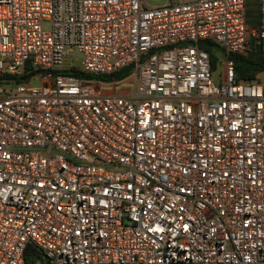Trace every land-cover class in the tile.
I'll return each mask as SVG.
<instances>
[{"label": "built area", "instance_id": "2783aa9c", "mask_svg": "<svg viewBox=\"0 0 264 264\" xmlns=\"http://www.w3.org/2000/svg\"><path fill=\"white\" fill-rule=\"evenodd\" d=\"M258 3L0 0V264H264Z\"/></svg>", "mask_w": 264, "mask_h": 264}, {"label": "trees", "instance_id": "16d2710c", "mask_svg": "<svg viewBox=\"0 0 264 264\" xmlns=\"http://www.w3.org/2000/svg\"><path fill=\"white\" fill-rule=\"evenodd\" d=\"M211 55L212 63L215 68L221 63L223 52L221 48L212 42H202ZM256 52H249L248 54H233L231 57L235 62V71L237 81L243 82H256L259 81V75L264 72V47H255ZM222 52V55H221ZM131 68H125L118 71L117 73L105 76L99 75L97 77L107 79H123L129 75ZM78 76H85L84 73H74ZM43 260L42 252L39 251L33 245H29L26 250V261L27 264H40Z\"/></svg>", "mask_w": 264, "mask_h": 264}, {"label": "rangeland", "instance_id": "374dc122", "mask_svg": "<svg viewBox=\"0 0 264 264\" xmlns=\"http://www.w3.org/2000/svg\"><path fill=\"white\" fill-rule=\"evenodd\" d=\"M151 4H161L163 0H149ZM247 19L249 23L253 26L259 25V3L258 0H248L247 4ZM251 52H256V48H253ZM222 55V52H221ZM220 67V68H219ZM219 71L221 70V64L219 65ZM259 81H264V72L259 75ZM13 86V84L9 85L8 87Z\"/></svg>", "mask_w": 264, "mask_h": 264}]
</instances>
